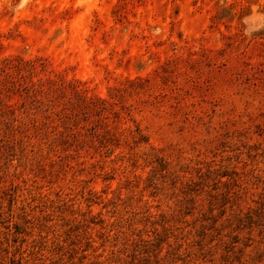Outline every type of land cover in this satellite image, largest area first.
I'll list each match as a JSON object with an SVG mask.
<instances>
[{
	"label": "rangeland",
	"instance_id": "1",
	"mask_svg": "<svg viewBox=\"0 0 264 264\" xmlns=\"http://www.w3.org/2000/svg\"><path fill=\"white\" fill-rule=\"evenodd\" d=\"M0 264H264V0H0Z\"/></svg>",
	"mask_w": 264,
	"mask_h": 264
},
{
	"label": "trees",
	"instance_id": "2",
	"mask_svg": "<svg viewBox=\"0 0 264 264\" xmlns=\"http://www.w3.org/2000/svg\"><path fill=\"white\" fill-rule=\"evenodd\" d=\"M76 90V92H79L80 91V89L79 88H77V89H75ZM84 103H86V100L85 99H82V100H78V104H79V106H82ZM7 107H11V106H7ZM7 107H5V108H7ZM7 110H9V112L11 111V109L9 108V109H7Z\"/></svg>",
	"mask_w": 264,
	"mask_h": 264
}]
</instances>
